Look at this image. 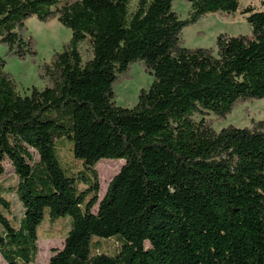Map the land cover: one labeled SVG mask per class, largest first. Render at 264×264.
<instances>
[{
    "label": "trees",
    "instance_id": "1",
    "mask_svg": "<svg viewBox=\"0 0 264 264\" xmlns=\"http://www.w3.org/2000/svg\"><path fill=\"white\" fill-rule=\"evenodd\" d=\"M173 1L0 0L8 55L36 54L29 17L56 18L72 31L40 65L42 89L20 94L0 57V176L8 158L23 206L12 224L0 194V264H35L46 211L72 220L49 264H264V121L214 127L264 99V10L242 9L250 34L189 48L185 27L209 13L234 14L239 1L185 0L187 18ZM137 61L153 83L134 106L117 105L114 84ZM59 138L72 140L88 167L125 159L102 199L96 169L82 189L65 174ZM115 236V253L95 252V237Z\"/></svg>",
    "mask_w": 264,
    "mask_h": 264
},
{
    "label": "rangeland",
    "instance_id": "2",
    "mask_svg": "<svg viewBox=\"0 0 264 264\" xmlns=\"http://www.w3.org/2000/svg\"><path fill=\"white\" fill-rule=\"evenodd\" d=\"M240 9L231 15L223 13H209L201 17L195 24L183 29L184 45L189 48L214 47L216 48L217 38L222 33L229 35H247L252 32L251 25L242 13V9L248 5L255 6L257 10H264L262 0H238ZM173 8L181 18H187L190 11V3L185 0H174ZM26 31L34 38L36 54L18 58L6 54L7 47L0 42V57L5 59L4 70L13 79L16 89L20 94H26L33 87L44 88L46 81L40 76V65L50 61L56 52L63 49L71 37L72 31L54 18L42 21L36 16L26 20ZM81 48L86 51L87 44L82 43ZM88 56V53L85 54ZM120 81L114 84L115 101L117 105L124 107L134 106L139 99L142 89H148L153 83V75L150 74L142 62L133 63L130 70ZM253 121H264V99H255L239 105L225 119L216 121L214 127L217 131L228 125L238 127L252 126ZM56 155L60 166L68 177L74 178L79 189L86 188L94 181L95 172L100 182V199L106 193L107 187L113 177L120 171L125 159H101L95 167L86 166L82 160L73 154V141L69 138H59L56 141ZM39 155L34 150V160L38 161ZM3 174L0 176V194H4L5 199L10 204V208L3 211V214L12 222L17 224L23 213V206L19 201L15 186L17 175L11 161L5 158L3 161ZM96 206L94 211H97ZM71 222V223H70ZM72 220L70 216L50 219L48 211L38 226L39 252L35 264H49L55 249H61L64 245L65 237L71 228ZM101 239V248H96L95 252L105 251L115 253L118 249V237L97 238Z\"/></svg>",
    "mask_w": 264,
    "mask_h": 264
}]
</instances>
